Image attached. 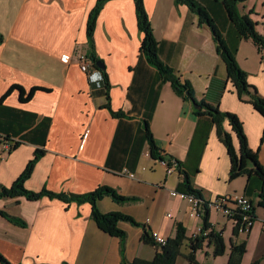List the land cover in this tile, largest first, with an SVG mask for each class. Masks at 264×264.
<instances>
[{
    "label": "crops",
    "instance_id": "crops-1",
    "mask_svg": "<svg viewBox=\"0 0 264 264\" xmlns=\"http://www.w3.org/2000/svg\"><path fill=\"white\" fill-rule=\"evenodd\" d=\"M201 1L226 42L237 48L238 63L264 97V49L252 38L239 36L220 1ZM144 2L162 60L190 81L199 100L240 117L249 145L258 151L264 167V116L240 98L228 80L210 27L200 24L198 15L186 4L175 0ZM96 3L0 0V33L4 36L0 42V183L11 185L35 151L41 149L44 153L26 181L29 189L79 194L108 185L136 200L120 203L105 196L98 201L99 209L128 214L140 225L119 223L127 234L122 252L120 238L98 226L89 202H65L48 196L37 200L24 196L0 198V209L27 223L21 226L0 215V254L12 264H124L137 257L154 258L161 248L144 242L145 229L173 237L181 223L188 237H193L203 226L202 216L191 214L189 200L172 194L174 190H186L185 172L205 199L240 193L247 194L255 204L258 201V177L244 174L229 179L230 155L212 117L197 115L194 104L179 96L142 53L143 33L135 0L105 3L94 32L95 45L90 47L87 21ZM239 7L242 13L251 12L264 35V0H245ZM91 52L102 59L104 68L92 65L89 72H84L77 55ZM63 55H71L68 63L61 60ZM103 69L109 76L111 106L123 111L122 116H114L106 107ZM14 84L26 91L33 86L48 90L36 91L28 101L20 99L18 89L3 98ZM146 120L159 150L178 159L183 174L179 170L168 174L152 156L145 134ZM225 127L231 130L227 121ZM233 140L238 149L235 133ZM7 145L11 146L9 151ZM212 211L210 223L221 230L226 241V264L232 237L238 243L248 239L241 264L264 259V208L256 207L248 236H233L234 223L227 218L232 227L226 222L222 225L217 218L221 213L214 215ZM206 245L203 250L211 252ZM188 251L185 244L184 255Z\"/></svg>",
    "mask_w": 264,
    "mask_h": 264
},
{
    "label": "trees",
    "instance_id": "trees-1",
    "mask_svg": "<svg viewBox=\"0 0 264 264\" xmlns=\"http://www.w3.org/2000/svg\"><path fill=\"white\" fill-rule=\"evenodd\" d=\"M108 0H97V3L90 11L88 21H87V37L91 48L94 47V32L96 29V24L98 16L103 6ZM177 4H186L194 13L198 15L200 24H206L212 30L214 40L217 44V51L224 60L226 64L227 77L236 89L237 94L240 98H245L250 102L256 110H258L264 116V97L258 92L257 88L252 85L248 80V73L242 69L238 60L236 58L237 48H232L216 24L213 16L207 7L202 3L201 0H175ZM220 1L228 14L230 21L235 27L240 37L252 38L254 42L261 48L264 49V35L258 31L257 22L251 17L250 13H242L240 10V3L245 0H217ZM136 3V13L138 19V25L143 33V39L141 43V51L147 58L148 62L156 67L162 77L166 82H170L173 86L175 92L183 97L185 100L192 102L193 104H198V107H194V112L201 115H209L217 128V133L220 140L225 144L228 153L230 155L231 166L229 170V179L233 180L241 175L247 174L251 178L256 176L261 181V187L258 191L257 197L258 201L254 203L253 211L251 214L252 219L255 221L256 214L255 210L257 206L264 208V167L258 158V151L253 150L248 142L247 135L244 131L243 122L240 117L231 111H224L219 105L211 104L203 99L199 100L196 97L193 85L188 80L182 79V77L175 72V70L166 64L159 53V42L155 37L154 29L152 26L151 19L145 7L144 0H135ZM4 40V36L0 33V42ZM93 61V65L97 67L96 63L102 61L98 58L95 53L91 52L88 54ZM103 75L105 79V84L107 88V99L108 102L106 107L114 116L124 115L123 111H115L110 103V81L108 73L103 69ZM14 89H18L20 92V99L22 101L30 100L33 95L38 90H48L46 87L33 86L28 91L25 87L19 84L12 85L8 91L5 93L3 98L7 96ZM247 97V98H246ZM231 127V130H227L225 127V122ZM233 133L236 134L239 140V148L237 149L234 145ZM145 134L146 138L150 144L151 154L155 158H163L161 152L155 142L154 135L150 129L149 121H145ZM18 144V143H17ZM17 146V145H16ZM44 151L37 149L34 156L29 160L24 170L20 175L14 180V182L7 186L0 183V198L13 197L17 198L24 196L30 200L41 199L45 196L50 198H58L65 202L76 201L79 204L89 202L92 205V217L98 224V226L109 233L110 235L117 236L121 240V250L122 252L126 246V232L119 227L121 221L130 222L134 225H140L132 216L121 213V212H102L98 207V201L105 196H110L113 200L125 203L136 200V197L125 196L117 192L116 189L108 185H100L96 189L86 192V193H67V192H57L50 190L48 188H43L41 190H32L26 186V181L32 175L34 168L38 160L43 155ZM167 156V155H165ZM171 161L174 157H167ZM178 164V170L183 174L181 162L174 158ZM184 186L185 189L182 192L189 194H194L202 202L203 211L202 219L203 226L199 233L193 237H188L186 227L179 223L177 225L176 234L173 237H168L167 242L164 245H158L155 243L152 233L145 229L143 234L144 242L148 244L158 245L161 248L160 252H157L154 258L144 259L137 257L131 262L124 261V264H176L180 256L184 255L183 247L187 244L189 249L188 253L184 256L190 262V264H200L196 258V252L204 246L206 243L208 246L213 248V255L220 256L225 254L227 245L223 234L213 228L210 223V208L205 202V198L202 195L201 189L194 187L189 175L184 173ZM0 215L8 218L15 224L26 226V221L22 218L14 216L5 210L0 209ZM253 227V226H252ZM252 227L246 233L248 236ZM239 225L238 223L234 225L233 236H238ZM230 255L227 264H241L244 254L247 251V238L243 239L241 242H235L233 237L231 239ZM0 260L2 264H12L8 262L1 254ZM19 264H49L45 262H34V263H19ZM62 264H71L67 261ZM252 264H261V259H256Z\"/></svg>",
    "mask_w": 264,
    "mask_h": 264
},
{
    "label": "built area",
    "instance_id": "built-area-1",
    "mask_svg": "<svg viewBox=\"0 0 264 264\" xmlns=\"http://www.w3.org/2000/svg\"><path fill=\"white\" fill-rule=\"evenodd\" d=\"M71 59V55H63L61 60L65 63H68ZM78 60L81 64V69L84 72H89L91 70V66L93 65V61L90 56L86 53L78 54ZM94 66V65H93ZM11 146L6 147V151H9ZM163 158H158L159 162L162 163L166 169L168 174H172L178 171L177 161L172 158L169 161L167 156L162 155ZM126 170V169H125ZM131 177H134V173L126 171ZM173 195L186 198L192 205V215H202L203 211V202L196 197L194 194H189L182 191H172ZM252 198H250L247 194L240 193H232V194H224L216 197L215 199H206L205 202L210 209L216 210L218 213L225 215L228 219L232 220L234 225L238 223L239 225V233H247L254 225V220L251 217L254 203L252 202ZM251 213V214H250ZM200 232V231H199ZM198 232V233H199ZM152 237L156 244L164 245L168 237L162 235L157 230H152Z\"/></svg>",
    "mask_w": 264,
    "mask_h": 264
},
{
    "label": "rangeland",
    "instance_id": "rangeland-1",
    "mask_svg": "<svg viewBox=\"0 0 264 264\" xmlns=\"http://www.w3.org/2000/svg\"><path fill=\"white\" fill-rule=\"evenodd\" d=\"M259 31V30H258ZM260 32V31H259ZM77 59H78V55H77ZM195 106V105H194ZM257 208L258 209H262V208H259L258 206H257ZM216 210H214L213 209V211H212V213L215 215L216 213H217V211L215 212ZM218 219H219V221H223V223H222V225H224L225 224V222L226 223H229V228L230 227H232V225H231V222L233 223V221L232 220H228L227 219V217L225 216V215H223V214H218V217H217ZM223 228V227H222ZM221 231V230H220ZM247 243H248V239H247ZM207 247H210V246H208V245H206ZM204 249V247H202V248H200L199 250H198V260H199V263H202V264H226V261H227V257H226V253L225 254H223V255H220V256H214L213 255V248L211 247V252H209V253H206V250H203ZM264 259H262V261H263ZM262 261H261V264H262ZM177 264H190V262L184 257V256H180L179 258H178V262H177ZM263 264H264V262H263Z\"/></svg>",
    "mask_w": 264,
    "mask_h": 264
},
{
    "label": "water",
    "instance_id": "water-1",
    "mask_svg": "<svg viewBox=\"0 0 264 264\" xmlns=\"http://www.w3.org/2000/svg\"><path fill=\"white\" fill-rule=\"evenodd\" d=\"M96 65L99 67V68H104V63H102L101 61H98L97 63H96ZM195 105V107H198V104H194Z\"/></svg>",
    "mask_w": 264,
    "mask_h": 264
}]
</instances>
